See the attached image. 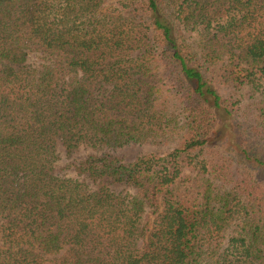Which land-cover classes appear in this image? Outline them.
<instances>
[{
    "label": "trees",
    "instance_id": "16d2710c",
    "mask_svg": "<svg viewBox=\"0 0 264 264\" xmlns=\"http://www.w3.org/2000/svg\"><path fill=\"white\" fill-rule=\"evenodd\" d=\"M243 86L256 111L224 99ZM82 147L68 168L139 195L62 175ZM0 243V264H264V0H0Z\"/></svg>",
    "mask_w": 264,
    "mask_h": 264
},
{
    "label": "rangeland",
    "instance_id": "374dc122",
    "mask_svg": "<svg viewBox=\"0 0 264 264\" xmlns=\"http://www.w3.org/2000/svg\"><path fill=\"white\" fill-rule=\"evenodd\" d=\"M117 2H118V0H106V5L117 6ZM191 36H194V34ZM32 57L30 58V62L38 61L36 56H32ZM223 64H224V62L217 63L214 70L217 71V69H219L218 67L222 68ZM222 95L226 101H228V102L233 101V103H236V105H235L236 107L240 105V107H244V109L251 110V111L252 110L256 111V109L259 108V104L263 101L262 100L263 99L262 94L259 92H255L252 89V87H250V86H243L240 89H236L234 87H227L225 89H222ZM240 112L243 113V110L241 109ZM240 118H242L241 114L238 113V116H236V118H233V123L236 124ZM217 138L219 140V137H217ZM178 142H179L178 139H175V140H171V142H169V143H145L142 145L130 144V145L118 150L117 153L123 158V160L126 163H129V162L134 161L136 158L143 156L145 154L153 153V154H157V155H165V154L169 153L170 151H172L177 146ZM215 143L219 144L218 142H215ZM221 148H222V146H221ZM60 152H61L60 153V159L61 160L58 164V168L61 169L60 172L62 175L66 176V177H70V178H79L80 180L87 182L93 189H97L98 186L105 185V186H108L109 188H111L112 190H114L116 192L123 193L124 195H129V196L139 195L138 190H136L130 186H126L124 184H109V182L106 179H103V180H100L96 183H93L90 180H88L87 178H85L84 176H78L76 174V172L74 171V167H72V166H71V168L67 167V165L72 161L80 162V161L84 160L91 153V149L82 147L79 151H77L76 153L71 155L70 158H67L64 151H60ZM155 217H156V214L154 213V211L152 209H148L144 215L143 220H142V227H144L146 230L151 229ZM143 244L144 243L142 241V242H140L139 245L141 247H143ZM0 245H1V243H0ZM62 254H60L56 257L50 258L49 260H51V262H52L50 264H56L55 260L59 259Z\"/></svg>",
    "mask_w": 264,
    "mask_h": 264
}]
</instances>
